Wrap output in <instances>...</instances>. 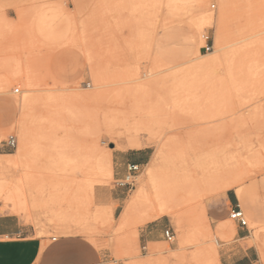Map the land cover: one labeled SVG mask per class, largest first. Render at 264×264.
I'll list each match as a JSON object with an SVG mask.
<instances>
[{
	"label": "rangeland",
	"instance_id": "obj_1",
	"mask_svg": "<svg viewBox=\"0 0 264 264\" xmlns=\"http://www.w3.org/2000/svg\"><path fill=\"white\" fill-rule=\"evenodd\" d=\"M228 1L0 4V213L20 217L40 239L85 235L108 252L103 264H214L210 249L220 256L241 229L230 219L238 206L248 223L245 244L264 264V0ZM220 10V37L217 24L206 25L199 43L192 22ZM206 36L213 48L201 52ZM24 127L32 149L18 160ZM12 135L17 148L5 150ZM100 152L113 162L103 183L91 164ZM63 158L78 159L80 174ZM156 162L162 167L150 175ZM130 163L140 172L132 187H120ZM151 179L172 193L175 215H136L121 225L131 198L144 181L151 189ZM18 182L26 198L13 195ZM112 192L122 198L117 210L110 205L113 215L97 196ZM200 209L209 230L186 225L184 233L180 220Z\"/></svg>",
	"mask_w": 264,
	"mask_h": 264
},
{
	"label": "crops",
	"instance_id": "obj_2",
	"mask_svg": "<svg viewBox=\"0 0 264 264\" xmlns=\"http://www.w3.org/2000/svg\"><path fill=\"white\" fill-rule=\"evenodd\" d=\"M20 1L0 0V4L9 2L15 6ZM97 196L100 207L108 208L112 215L114 211L110 205L117 210L122 201L118 192H112L107 198ZM31 228L16 215L0 213V264H103L110 257L106 250L99 249L85 235L71 234L47 240L36 237ZM233 236H236L234 242L224 245L221 250L220 264H259L255 250L245 244L249 237L243 228L236 230ZM252 238L256 241L255 234ZM146 239L154 242L150 234Z\"/></svg>",
	"mask_w": 264,
	"mask_h": 264
},
{
	"label": "bare ground",
	"instance_id": "obj_3",
	"mask_svg": "<svg viewBox=\"0 0 264 264\" xmlns=\"http://www.w3.org/2000/svg\"><path fill=\"white\" fill-rule=\"evenodd\" d=\"M228 3H229L228 0H224V4L225 5H228ZM221 6H223V5H221ZM223 10H225V9H223ZM200 17H202V16H200ZM225 17H226V13H221V10H220V15L217 18H214L213 16H206V17H202V18H197L195 24L192 22V24L195 25V27L193 26L194 27L193 30H194L195 37H196L197 41L201 42L199 33L203 30V27L206 26V25H211V24H217V26H218V36L220 37L221 30H222V24H224L223 22L225 21ZM242 42L244 43L246 41L245 40H241L239 42V44L242 43ZM244 47H246V46L244 45L242 47H239L237 50L243 51ZM201 58H203V57H201ZM217 60H218L217 58L212 59L211 60L212 61L211 64L208 65V67L206 66L207 69L208 68L212 69V66L214 67V65L216 64ZM206 64H207L206 61L205 62L199 61L195 65L199 66V68L202 69V68L205 67ZM200 80H202L201 82H203V80H205V79H200ZM150 83H152V82L150 81ZM137 86L140 89L146 87L145 84H140V85H137ZM142 91H143V89H142ZM30 149H32V148H31V145H30L28 132H27V129L24 127L23 131H22V142H21L20 148L18 150V158L17 159L21 160L22 158L27 156L29 151H30ZM159 156L162 157L163 153L160 152ZM63 162L66 165H71V166L76 167V168L71 170L72 172H74V174H77V175L80 174L82 165L80 164L78 159H76V160L74 159L73 160V159H65V158H63ZM91 164L94 165V167L97 168L100 171V174H101L100 175V179H97L95 182L103 183L104 180L102 179V177L112 178V176H113V162H112V158H111V156L109 154H105V153H101V152L98 153V154L95 153ZM161 167H162V164L160 162H156L155 165H154V169H151L149 171L150 175H152L153 172H156V168H157V170H160ZM26 180H28V179H26ZM24 182L23 183L18 182L15 185L16 187L14 188L13 195L16 196V198H22V197L26 198L25 189H24V187H26V186H25ZM151 182H152V188L150 187L151 189L148 188V185H147L146 181H144L141 184V188L131 198L126 211L121 215V218L119 220L121 225L124 226V225L128 224L131 221V219L133 217H135L136 215L143 217L145 221H150L152 219L159 218V217H162V216H164V217L165 216L173 217L175 215V211L173 209L174 197H173L172 193H170L166 187L160 185L159 183H156L155 180L151 179ZM234 187H236L234 184H229L227 186V188H229V189L230 188H234ZM31 189H32V187H31ZM87 191H88L89 196L92 198L93 197V191H94L93 183L87 184ZM236 195H237L239 201L241 202V206L243 208H245V209L248 208V200L246 198L244 190H242L240 188H237ZM15 209L17 210L16 207H15ZM102 209H104V208H102ZM179 223H180V227L183 228V229H185V226L187 225V226H189L191 228H195V229H199V230H201L203 228H204L203 230H206V231L209 230L208 227L205 226L206 216H205V212H204L203 209H200V215L199 216H194L193 215L190 218V220L185 221V222H183L182 219H181ZM187 232H188V230L186 231V229H185L184 233H187ZM181 240H183V239H181ZM201 243H202L201 244L202 246L205 245V242H201ZM205 250H207V248L205 249L203 247L202 251L204 252ZM209 254H210L212 260L210 258L209 259L211 261H213L214 264H220V262H219V253H218V251L215 248L212 247L210 249V253Z\"/></svg>",
	"mask_w": 264,
	"mask_h": 264
},
{
	"label": "built area",
	"instance_id": "obj_4",
	"mask_svg": "<svg viewBox=\"0 0 264 264\" xmlns=\"http://www.w3.org/2000/svg\"><path fill=\"white\" fill-rule=\"evenodd\" d=\"M209 40H210L209 36H206L205 37L206 45L203 47V51L210 52L212 50L213 46L211 45ZM16 92L18 93L19 89H17ZM3 148L5 150L16 149L17 148V138L13 135L10 136L4 142ZM139 172H140V165L139 164H135V163L128 164L127 168H126V174H125L123 179L118 181L119 182L118 185L120 187H127V186L132 187L134 182H135V178ZM230 219L232 221H234L235 223H237L239 225V227L248 228V223H247L246 217H245L244 212L242 211V209L240 207L236 206L234 208H231ZM164 236L168 242H173L175 239L174 233L171 230H166L164 232Z\"/></svg>",
	"mask_w": 264,
	"mask_h": 264
}]
</instances>
